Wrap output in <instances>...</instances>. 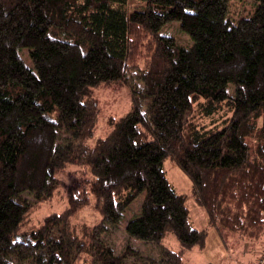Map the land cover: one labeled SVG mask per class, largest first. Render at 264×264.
Masks as SVG:
<instances>
[{"label":"trees","instance_id":"1","mask_svg":"<svg viewBox=\"0 0 264 264\" xmlns=\"http://www.w3.org/2000/svg\"><path fill=\"white\" fill-rule=\"evenodd\" d=\"M133 1L143 7L127 13L132 0H0V264H188L208 236L189 198L220 240L264 237V0L236 21L232 0ZM171 22L189 47L160 34ZM124 86L128 112L88 147L94 89ZM70 165L89 177L66 185L64 211L30 223ZM85 208L97 224L72 221ZM169 236L180 251L162 246Z\"/></svg>","mask_w":264,"mask_h":264},{"label":"rangeland","instance_id":"2","mask_svg":"<svg viewBox=\"0 0 264 264\" xmlns=\"http://www.w3.org/2000/svg\"><path fill=\"white\" fill-rule=\"evenodd\" d=\"M143 2L133 1L127 7V13L141 10ZM255 7L254 0H232L229 5V16L233 21L241 17H247L251 14ZM160 34L172 37L176 44L180 47H189L191 41L189 37L184 34L177 22H171L163 26ZM28 64V62H26ZM93 98L98 101L99 114L97 117V125L94 136L86 140L85 144L88 147H93L98 139L105 138L110 129L107 125L109 118L118 119L125 115L130 108V90L128 87H120L117 89L100 87L95 88ZM165 170L168 180L177 189L179 193L187 194L189 192L190 184L188 179L177 169L171 161L165 162ZM86 174L84 167L70 165L62 171L58 179L62 181L61 186L57 189L55 196L41 203L36 210H34L29 217V222L39 224L44 217L51 213H61L66 209V185L73 184L74 180H83L89 177ZM141 198L132 203L133 210L127 213L122 221L120 227H123L125 222L134 214L139 206ZM187 206L190 212V218L193 221L194 227L198 230H207L206 245L203 248L194 247L184 253V260L188 264H264V237L256 241L250 239H242L234 234H225L224 240H220L216 231L209 228L206 217L203 211L195 204L192 199H188ZM101 219V216L91 208H85L77 212L72 221L76 224L95 225ZM124 233L121 229L112 230L108 240L113 248L118 252L121 245L125 241ZM133 247L143 254L152 253L153 258L159 255L158 249L154 245H148L132 242ZM163 247L170 248L174 252L181 250L179 243L175 238L169 236L163 243ZM131 261V260H130Z\"/></svg>","mask_w":264,"mask_h":264},{"label":"crops","instance_id":"3","mask_svg":"<svg viewBox=\"0 0 264 264\" xmlns=\"http://www.w3.org/2000/svg\"><path fill=\"white\" fill-rule=\"evenodd\" d=\"M193 222V221H192Z\"/></svg>","mask_w":264,"mask_h":264}]
</instances>
